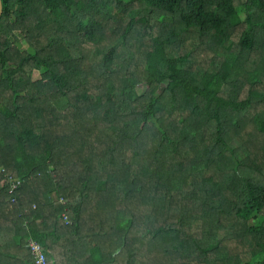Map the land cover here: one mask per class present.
<instances>
[{
	"label": "trees",
	"instance_id": "1",
	"mask_svg": "<svg viewBox=\"0 0 264 264\" xmlns=\"http://www.w3.org/2000/svg\"><path fill=\"white\" fill-rule=\"evenodd\" d=\"M1 1L0 146L18 153L2 168L20 185L13 203L0 187V264H34L31 240L51 264L114 263L118 247L122 264L156 249L160 264H264V0L244 15L235 0ZM188 36L207 66L170 52ZM249 120L261 142L238 158ZM240 227L246 257L220 235Z\"/></svg>",
	"mask_w": 264,
	"mask_h": 264
},
{
	"label": "rangeland",
	"instance_id": "2",
	"mask_svg": "<svg viewBox=\"0 0 264 264\" xmlns=\"http://www.w3.org/2000/svg\"><path fill=\"white\" fill-rule=\"evenodd\" d=\"M243 1L244 0H235L236 6L242 15L245 14L244 7H243ZM137 8H139V7H137ZM147 22L148 23L146 26L144 24H140V25L136 26L134 28V30L132 31L131 35H129L127 44H128V48H130L131 50L138 51V47H139L140 43L145 42V38H147L148 33L152 32L153 30H156L158 28L159 23L157 21H154L153 17H151V16L148 17ZM239 31H240V28H238L237 32L233 35V39L237 38ZM28 38L34 39V37H31V36H29ZM107 38L111 39V38H113V36L110 35ZM180 40L181 41L174 43L173 48L170 49L171 53L178 54V53H185L186 51H189V57L192 60V62L195 64V66L202 68L203 66L208 65V62L210 61L209 58H210V55L212 53L211 49H209L203 45L198 46L197 42L194 40L193 37L188 36L185 39L180 38ZM44 41H45V38H44ZM13 45L16 47V50L18 52H25L26 50H28V47H26L25 43L21 39L15 40ZM87 58L89 59L90 63H92L94 56L92 54L87 55ZM134 62H136V64H141L143 62V57L139 54L135 60L132 59L131 65H133ZM244 64H245L246 70L248 72H252L254 70L253 68H254L255 64L251 60H247ZM31 77H32V80H39L41 78L40 72L37 69H35L32 72ZM259 77H261L260 74H259ZM256 85H258L259 87L264 89V78H262V80H260L259 83H256ZM245 92H246V87L244 86L242 89V93H241L240 98L244 97ZM250 116H251V114H250ZM249 127L251 129H249ZM243 128L246 129L245 134H247V135L244 136L243 133H239L237 135V138H234L230 142V145H232L234 148L237 149L236 155L238 158H242L246 155V150L244 148L251 149L252 146L257 145L258 143L261 142L260 133H258L257 131L253 132V126H252L251 120H249V122L246 121V123L242 126L240 132H242ZM91 133H94V131ZM2 141H3V137L2 138L0 137V142H2ZM14 144H15L14 142L12 144H9L5 141L0 146V187H2V183H3V176L1 174V168L2 167H6V168L9 167V165L7 164V160L10 158H11V160L13 159V153H14V157H17V155H18L16 150H14ZM76 153H78V152H76ZM227 154H229V152H227ZM213 166L216 168V166L214 164H213ZM223 168L226 171H230L228 168H225V167H223ZM72 169H73V171L71 173L67 174L69 177L78 176L81 174L80 169L77 166H75V164H74V166H72ZM57 176H61L59 171H57ZM183 197H185V196H183ZM97 214H98V211L96 212V215ZM65 219H68V218H65ZM108 225L109 224L107 223V227H108ZM241 228L242 227H240V229H239V232H238L239 236L237 238L230 233H225L224 235L222 233H220V235L225 237L224 241H223L224 243H227V239L230 238L232 243L234 245H237L238 248L247 247V250H245V249L243 250V254L246 257L249 254V252H251V251L248 250V247H250V246L247 245V243H245V242H247L243 237L245 234L242 235L240 232ZM236 229L237 228H235V230ZM121 250H122V247L116 248V250L113 253V257L116 258L115 262L110 263V264H122L123 259H120V255L122 253ZM22 253H24V254L26 253L25 256H32L30 254L29 250L28 251L24 250ZM152 255L153 256L151 258H147L144 260V262L146 264H152L153 262H156V263L158 262L157 264L164 263L163 256L159 253V251L157 249H156V251H154L152 253Z\"/></svg>",
	"mask_w": 264,
	"mask_h": 264
},
{
	"label": "built area",
	"instance_id": "3",
	"mask_svg": "<svg viewBox=\"0 0 264 264\" xmlns=\"http://www.w3.org/2000/svg\"><path fill=\"white\" fill-rule=\"evenodd\" d=\"M1 173H3V181L7 184V194L11 203L15 201V193L20 185V181L17 178L13 177L12 174L5 172V169H1ZM63 202V200H62ZM63 214L64 219L67 218ZM30 254L34 259V264H51L49 256L44 252L42 246L36 241H29L26 244Z\"/></svg>",
	"mask_w": 264,
	"mask_h": 264
},
{
	"label": "water",
	"instance_id": "4",
	"mask_svg": "<svg viewBox=\"0 0 264 264\" xmlns=\"http://www.w3.org/2000/svg\"><path fill=\"white\" fill-rule=\"evenodd\" d=\"M2 14V1L0 0V16Z\"/></svg>",
	"mask_w": 264,
	"mask_h": 264
}]
</instances>
